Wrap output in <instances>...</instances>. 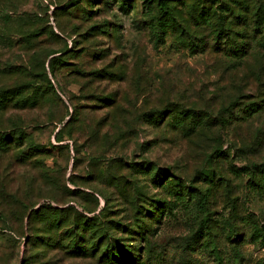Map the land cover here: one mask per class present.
I'll return each instance as SVG.
<instances>
[{"label":"rangeland","instance_id":"1","mask_svg":"<svg viewBox=\"0 0 264 264\" xmlns=\"http://www.w3.org/2000/svg\"><path fill=\"white\" fill-rule=\"evenodd\" d=\"M0 264H264V0H0Z\"/></svg>","mask_w":264,"mask_h":264},{"label":"trees","instance_id":"2","mask_svg":"<svg viewBox=\"0 0 264 264\" xmlns=\"http://www.w3.org/2000/svg\"><path fill=\"white\" fill-rule=\"evenodd\" d=\"M194 120H195V119H192V118H191V120H190V122H189L190 124H192V125H191L192 127H193ZM189 123H188V124H189ZM192 127H190V128H192ZM190 128L187 127L186 130H189ZM186 130H185V131H186ZM34 215H35V214L32 213V214L30 215V217H32V216H34ZM76 228L79 229V227H76ZM76 246H77V245H76Z\"/></svg>","mask_w":264,"mask_h":264}]
</instances>
